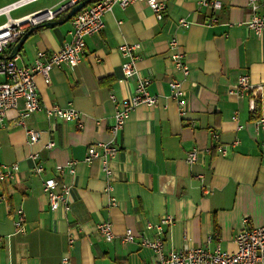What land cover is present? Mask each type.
Segmentation results:
<instances>
[{
	"label": "crops",
	"instance_id": "obj_1",
	"mask_svg": "<svg viewBox=\"0 0 264 264\" xmlns=\"http://www.w3.org/2000/svg\"><path fill=\"white\" fill-rule=\"evenodd\" d=\"M62 1L68 0L29 13ZM160 1L168 6L161 20L145 2L115 7L106 14L104 29L86 39L80 64L53 68L50 80L37 76L42 109L26 119L25 127L39 132L38 142L29 144L26 128L15 124L17 109L0 123V161L19 165L15 180L0 182V264H60L65 254L71 264H160L143 240L156 238V227L168 216L173 223L161 236L167 251L216 243L235 251L238 232L264 226V131L257 132L247 98L231 92L243 74L264 84V33L256 35L245 24L247 0H223L216 12L205 0ZM181 18L190 22L188 28L179 26ZM70 28L71 21L38 28L18 52L19 62L27 65L39 52L61 49ZM172 38L185 53L187 76L175 67ZM123 44H140L133 78L124 76ZM139 77H148L147 89L158 101L138 105L114 134L117 106L111 94L129 98ZM172 78L182 82L183 114L171 95ZM259 96L264 117V86ZM53 105L74 106L83 127L50 119L47 108ZM213 134H219L226 155L219 154ZM50 141L55 142L51 149ZM96 141L119 147L110 177L101 160L84 162ZM193 148L198 157L189 163ZM34 153L41 156L42 174L35 172ZM70 159L77 161L75 172L58 176L70 186V210H52L44 179L57 176L56 167ZM21 210L25 232L16 225ZM103 221L112 223L115 240L100 235ZM128 230L133 241L122 240Z\"/></svg>",
	"mask_w": 264,
	"mask_h": 264
},
{
	"label": "built area",
	"instance_id": "obj_2",
	"mask_svg": "<svg viewBox=\"0 0 264 264\" xmlns=\"http://www.w3.org/2000/svg\"><path fill=\"white\" fill-rule=\"evenodd\" d=\"M40 0H16L0 8V16L6 15L8 19L0 25V123H4L9 110L17 109L19 117L15 121L18 126L25 127L26 119L33 113L42 109L40 96L36 78L38 75L44 76L47 80L51 78L53 68H60L63 65L74 67L80 64L86 47V39L89 36L101 32L106 25V14L111 12L115 7L122 9L136 2H145L154 12L157 19L161 20L167 10V5L160 0H97L88 4L78 11L71 20V28L68 31L69 39L65 45L51 53L39 52L35 60L27 64L19 62V55L9 56V49L15 46L25 33L32 27L44 24L49 21L57 20L63 16L78 0L62 1L52 8H45L38 12H32L19 18H12L11 12L19 7L27 4L35 3ZM205 6L211 11L216 12L222 9L223 0H205ZM247 9L250 17L245 24L255 32L256 35L264 33V0H247ZM216 22V18H212ZM179 26L188 28L190 22L185 18L179 20ZM172 49V58L176 69L181 70L185 76L190 74V68L185 62V53L179 49L176 39L170 41ZM140 44H123L119 47L122 56L128 59L124 61L122 68L125 78H133L138 75L136 67L140 56L137 54ZM149 79L138 78L134 93L129 98L118 100L115 94H111V100L116 103L117 110L115 112V122L111 127V131L116 134L124 128L131 113L140 104L155 106L157 103L156 96L148 91ZM171 95L177 100L180 113H184L186 100L182 82L179 79L172 78L170 82ZM264 84H255L250 80L248 74L239 77L231 92L240 98H247L251 112L256 110V103L259 91ZM22 102L23 106L19 107ZM47 116L50 119H60L65 122L76 121L79 127H83L81 120V112L74 106L62 107L53 105L47 108ZM234 119H238V113H235ZM243 126H239L242 128ZM26 128V127H25ZM257 132L264 131V117L261 116L255 121ZM29 144H35L40 138L38 131L26 128ZM213 141L216 142L219 154L226 155L227 149L220 142L219 134H213ZM55 146L54 141L47 144V148L51 149ZM264 149V139L262 142ZM1 151V147H0ZM119 147L112 141H96L88 146L84 162L92 163L94 160H101L102 169L107 176H111L112 170L110 162L116 158ZM199 150L193 148L188 152L187 160L193 163L197 160ZM32 159L39 161L35 166V172L42 174L45 171L41 156L38 153L32 155ZM77 161L71 160L64 165L56 167L57 176H51L44 179L43 190L46 194L52 210L63 209L65 212L70 210L69 193L70 186L61 182L58 178L64 172L74 173ZM19 171L18 163L6 164L0 161V182L13 181L16 179ZM203 180V175H199ZM110 188V186H108ZM16 225L18 232L26 231V217L23 211L19 212ZM246 221V220H245ZM173 218L168 216L156 227L157 237L148 240L144 239L143 244L149 246L160 259V264H264V226L245 227L237 233L235 242L237 249L235 251H227L222 248L220 243H216L214 247L209 244L199 247L184 246L179 250L165 249L164 239L161 237L165 231V225H171ZM100 235L106 241L115 240L116 236L113 231V225L109 221L100 222L98 225ZM122 237L123 241H133L134 235L128 230ZM74 237L70 236L69 244L72 245ZM212 240L209 238V241ZM60 264H71L70 256L65 254L62 256Z\"/></svg>",
	"mask_w": 264,
	"mask_h": 264
},
{
	"label": "water",
	"instance_id": "obj_3",
	"mask_svg": "<svg viewBox=\"0 0 264 264\" xmlns=\"http://www.w3.org/2000/svg\"><path fill=\"white\" fill-rule=\"evenodd\" d=\"M91 2V0H82V1H77V3H75L67 12H65V14H63V16L59 17L57 20H53L52 22H46L43 24V26L51 28L54 27L55 25H59V24H65L66 22H68L78 11H80L81 9H83L85 6H87L89 3ZM38 26L32 27L30 28L25 35L19 40V42L14 46L11 57H14L15 55L18 54V52L20 51V49L22 48V46L24 45L25 41L27 40L26 38H28L36 29Z\"/></svg>",
	"mask_w": 264,
	"mask_h": 264
},
{
	"label": "rangeland",
	"instance_id": "obj_4",
	"mask_svg": "<svg viewBox=\"0 0 264 264\" xmlns=\"http://www.w3.org/2000/svg\"><path fill=\"white\" fill-rule=\"evenodd\" d=\"M15 0H0V5L1 4H5V3H9ZM56 0H40L39 2L37 1L36 3H31V4H27L24 5L22 7L16 8L11 12V16L13 18H19L22 17L24 15H27V13L33 11L34 9L38 8H42L45 6H52L55 3ZM6 19H8V16L6 15H2L0 16V22L5 21Z\"/></svg>",
	"mask_w": 264,
	"mask_h": 264
},
{
	"label": "trees",
	"instance_id": "obj_5",
	"mask_svg": "<svg viewBox=\"0 0 264 264\" xmlns=\"http://www.w3.org/2000/svg\"><path fill=\"white\" fill-rule=\"evenodd\" d=\"M79 1H82V0H78V2H79ZM96 1H97V0H91V2H90L89 4L94 3V2H96ZM71 20H72V18H71L69 21H71ZM42 27H44L43 24L38 25L37 29H38V28H42ZM37 29H36V30H37ZM261 109H262V106H261V99L259 98L258 101H257V103H256V110H254V112H252V117H253V120H254V121H256V120H258L259 118H261V116H262Z\"/></svg>",
	"mask_w": 264,
	"mask_h": 264
}]
</instances>
